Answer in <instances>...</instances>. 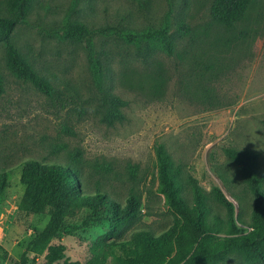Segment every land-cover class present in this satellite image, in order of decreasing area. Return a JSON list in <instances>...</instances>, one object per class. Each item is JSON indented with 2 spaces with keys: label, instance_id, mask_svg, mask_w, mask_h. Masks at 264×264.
Returning <instances> with one entry per match:
<instances>
[{
  "label": "rangeland",
  "instance_id": "1",
  "mask_svg": "<svg viewBox=\"0 0 264 264\" xmlns=\"http://www.w3.org/2000/svg\"><path fill=\"white\" fill-rule=\"evenodd\" d=\"M213 2L37 0L12 40L54 85L53 96L16 77L0 44V172L9 174L0 193V244L7 251L0 253V264H21L24 253L26 264H49L44 254L26 250L28 240L50 217L20 218V166L29 158L66 160L76 149L82 153L80 179L86 192L100 188L123 204L131 192L142 197L144 216L109 240H128L145 229L159 235L173 223L174 214L158 190V143L181 166L184 177H195L207 194L219 186L251 223L253 194L224 149L256 151L264 168V0H252L233 28L212 17ZM0 14H10L6 5H0ZM72 22L138 31L168 22L175 41L173 56L158 48L144 60L139 51L144 43L100 33L94 37L92 53L110 54L113 78L105 82V91L127 101L123 121H101L103 91L89 47L62 35ZM183 193L192 203L185 184ZM209 201L225 217V209ZM84 216L73 215L72 228L55 241L66 246V257L53 264H92L89 242L107 234L110 224L103 219L83 227ZM108 263L119 264L114 255ZM215 264L241 263L231 257Z\"/></svg>",
  "mask_w": 264,
  "mask_h": 264
},
{
  "label": "trees",
  "instance_id": "2",
  "mask_svg": "<svg viewBox=\"0 0 264 264\" xmlns=\"http://www.w3.org/2000/svg\"><path fill=\"white\" fill-rule=\"evenodd\" d=\"M37 0H2L10 10L9 15L0 14V44L4 45L10 70L22 81L31 82L39 91L53 96L56 88L48 78L40 75L30 61L18 50L12 40L20 23H27V15ZM252 0H214L211 15L227 28H233L242 20ZM97 33L116 36L128 43H144L139 48L146 58L160 48L169 56L175 53V41L168 22L157 28L143 31L125 26L89 28L83 22L70 23L64 37L86 43L95 69L97 85L103 91L101 121L113 124L123 121V107L127 101L121 96L105 91L104 84L112 82L110 54L106 50L94 51L92 45ZM156 43L158 45H156ZM4 92L0 73V94ZM158 190L164 195L166 204L174 214V221L163 233L157 235L151 230H141L128 240H109L135 220L144 216L142 197L131 192L121 203L108 192L98 188L93 193L81 187L82 153L76 149L69 159L29 158L22 162L20 181L24 192L18 205L20 218L34 214L48 215L46 226L37 231L27 242V252L44 254L53 264L66 257V246L55 243L62 233L72 228L73 215L85 213L81 225L88 227L105 219L110 231L95 241L89 242L92 264H109L110 256H116L119 264H215L235 257L241 264H264V168L259 165V153L249 149L226 147L224 153L236 165L244 182L253 194L252 221L248 223L235 204L219 186L207 194L192 175L183 176L181 166L176 165L162 143L155 146ZM9 179L8 171L0 172V193ZM187 185L192 203L183 193ZM213 199L226 211L225 217L215 211L209 201ZM245 225L246 227H242ZM120 252L121 255H116ZM0 253L7 251L0 244ZM27 253L21 258L26 264ZM63 264H72L65 261Z\"/></svg>",
  "mask_w": 264,
  "mask_h": 264
},
{
  "label": "built area",
  "instance_id": "3",
  "mask_svg": "<svg viewBox=\"0 0 264 264\" xmlns=\"http://www.w3.org/2000/svg\"><path fill=\"white\" fill-rule=\"evenodd\" d=\"M3 264H8V263H3Z\"/></svg>",
  "mask_w": 264,
  "mask_h": 264
}]
</instances>
